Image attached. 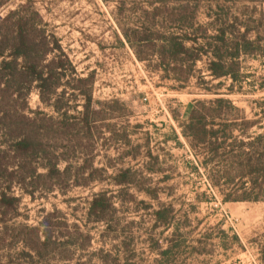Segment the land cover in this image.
Returning a JSON list of instances; mask_svg holds the SVG:
<instances>
[{"label":"rangeland","instance_id":"obj_1","mask_svg":"<svg viewBox=\"0 0 264 264\" xmlns=\"http://www.w3.org/2000/svg\"><path fill=\"white\" fill-rule=\"evenodd\" d=\"M151 1L0 0V18L17 12L10 23L20 17L28 22V38L40 52L47 37L52 51L42 65L53 69L59 59L65 61L64 53L81 78L94 74L93 99L103 104L94 106L99 114L92 116L91 131L81 125L72 132L60 126L52 107L64 91L63 102L83 110L77 89L87 85L75 80L71 67L65 63L57 70L65 76L52 106L31 89L30 110L51 120L39 121L36 129L18 120L32 136L36 165L11 160L18 169L13 193L19 207L6 218L0 215V264H264V203L223 204L205 173L193 169V152L180 135L195 101L214 97L200 94L195 78L183 91L173 90L179 83L147 70L123 35L153 21ZM160 1L157 23L173 31L178 18L173 9L181 0ZM189 6L200 7L190 30L200 37L198 26L216 19L243 26L242 33L249 27L252 39L264 36V0H190ZM260 45L261 54L241 59V92L229 96L240 106L264 99V41ZM207 68L204 57L196 70L210 81ZM219 83L225 93L231 82L222 78L213 85ZM20 85L17 79L14 88ZM13 103L22 109L23 96ZM56 158L58 169L67 171L51 178L42 166ZM99 196L109 206L104 221L89 214ZM159 210L169 225L156 223Z\"/></svg>","mask_w":264,"mask_h":264},{"label":"trees","instance_id":"obj_2","mask_svg":"<svg viewBox=\"0 0 264 264\" xmlns=\"http://www.w3.org/2000/svg\"><path fill=\"white\" fill-rule=\"evenodd\" d=\"M105 1H120L124 5V0ZM189 2L190 0H181L180 6L173 9L174 15L176 12L175 16H178L173 31L165 26L160 28L157 13L161 7L155 4L163 2L152 0L147 4L153 7V21L148 19L145 23L147 25L123 31V35L135 50L137 60L146 64L147 70L157 74L164 73L166 76L162 75V79L179 83V86L172 87L173 90L183 91L195 78L198 80L197 87L202 92L200 94L214 97L195 101L186 114L185 121L180 123V135L187 140L193 152L191 164H194L195 172L199 173L201 170L205 173L210 187L219 193L223 204L264 203V99L248 101L244 107L229 98L241 92L237 88L239 79L242 78L241 59L261 54L259 52L263 50L260 43L264 41V36L261 38L260 33H257V38L252 39V29L249 27L244 26L242 33L243 26L228 24L221 19L198 26L204 32L203 37L196 32L191 33L190 30L197 25L196 14L200 7L191 8ZM16 15L17 12H12L8 18H0V215L5 218L16 213L19 207V198L13 193L18 169L13 167L11 160L36 165L32 163L35 154L32 136L18 126V120L27 129H36L35 125L39 121L51 120L42 111L30 110L28 96L31 89H38L43 105L52 106L51 96L62 86V78L65 76V72L57 70H64L67 63L75 80L87 85V90L76 88L80 91L79 96L84 99L82 111L63 102V91L58 104L52 106L58 113L60 126L74 132L79 131L82 125L91 131L89 126L95 122L91 121L92 116L99 114L94 106L103 105L93 99L94 74L81 78L64 53L65 61L59 59L58 63H54L53 69L42 65L52 51L48 47L47 37L44 36L47 48L40 52L35 42L28 38V22L24 23L20 17V20L10 23ZM262 25L264 26V21ZM11 41L14 45L8 48L7 42ZM137 48H146L151 52L144 53L139 51L141 49L137 51ZM204 57L208 59L207 76L210 81L204 76L198 77L196 70L198 62ZM21 60L25 62L22 63ZM153 63L155 64L150 65ZM222 78L231 82L225 93L219 91L224 85H213L214 81ZM17 79L21 85L14 88ZM20 96H23L24 103L22 109L18 110L12 101L17 102ZM17 131L19 134L15 135ZM2 137L8 141L3 142ZM60 162L61 159L56 158L54 163L51 161L49 165L42 166L48 177L66 174V169H58ZM37 170L38 168L33 170L35 175ZM149 172L155 171L150 169ZM108 209L106 198L99 196L92 201L89 214L96 216V221H104ZM166 216L163 211H156V223L169 225ZM262 254L264 261V249Z\"/></svg>","mask_w":264,"mask_h":264}]
</instances>
